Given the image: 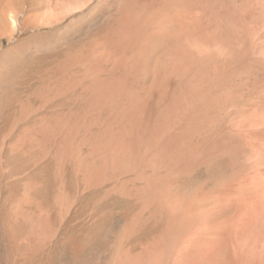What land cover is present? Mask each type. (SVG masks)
Segmentation results:
<instances>
[{
	"label": "bare ground",
	"instance_id": "1",
	"mask_svg": "<svg viewBox=\"0 0 264 264\" xmlns=\"http://www.w3.org/2000/svg\"><path fill=\"white\" fill-rule=\"evenodd\" d=\"M29 1L43 7H28L24 27L99 5ZM26 2L0 0V36L16 33ZM111 3L38 93L75 108L23 135L54 162L56 202L71 203V165L82 185L116 180L137 202L124 236L155 226V253L172 249L171 264H264V0Z\"/></svg>",
	"mask_w": 264,
	"mask_h": 264
},
{
	"label": "rangeland",
	"instance_id": "2",
	"mask_svg": "<svg viewBox=\"0 0 264 264\" xmlns=\"http://www.w3.org/2000/svg\"><path fill=\"white\" fill-rule=\"evenodd\" d=\"M25 1L16 33L0 36V264H171L172 249L164 252L161 244L160 255L155 253V226L124 236L122 226L137 202L113 191L116 180L88 187L67 165L65 187L72 200L62 209L50 154L23 141L39 119L75 104L70 95L41 99L38 93L49 66L101 24L113 0H99L94 11L52 25L28 27L22 24L28 7L39 11L43 5ZM34 179L37 185L31 186Z\"/></svg>",
	"mask_w": 264,
	"mask_h": 264
}]
</instances>
